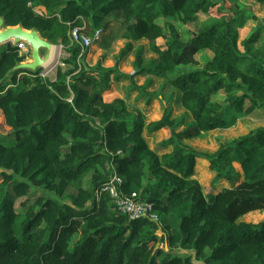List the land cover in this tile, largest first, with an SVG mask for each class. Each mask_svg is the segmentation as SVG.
Masks as SVG:
<instances>
[{
	"label": "trees",
	"instance_id": "obj_1",
	"mask_svg": "<svg viewBox=\"0 0 264 264\" xmlns=\"http://www.w3.org/2000/svg\"><path fill=\"white\" fill-rule=\"evenodd\" d=\"M228 1L0 0L6 25L36 28L68 54L54 80L41 69L6 77L25 55L10 43L0 54L1 126L17 139L8 145L0 134V264H264V219L241 220L264 211V124L214 151L186 142L246 117L264 119V24L241 37L243 17L223 11ZM74 28L88 38L100 30L104 48L121 35L116 63L90 65L89 46L71 41ZM140 40L155 58L134 49ZM132 51L134 71L123 74L117 64ZM144 73L162 80L158 94L174 88L168 102L175 92L183 113L167 105L146 125L123 99L108 97L121 76L152 97L134 82ZM222 88L224 100L213 101ZM145 127L169 135L151 148ZM200 159L214 182L232 186L205 195L194 177ZM114 172L122 193L151 202L159 222L130 219L109 194L96 196ZM69 185L76 192L64 201ZM31 189L44 194L20 215L15 200Z\"/></svg>",
	"mask_w": 264,
	"mask_h": 264
},
{
	"label": "rangeland",
	"instance_id": "obj_2",
	"mask_svg": "<svg viewBox=\"0 0 264 264\" xmlns=\"http://www.w3.org/2000/svg\"><path fill=\"white\" fill-rule=\"evenodd\" d=\"M249 3L250 2L247 1V0H244V1H242V0H229L228 2L225 3V5H224L225 8L223 9V11L229 12V10H231L230 14L232 15V17H233V15L239 16V14H241L242 16H245L246 20H250L251 19L250 18L251 17V13H250L249 10L246 9V8L250 7ZM234 6H236V7H234ZM201 17H203V16H201ZM249 23L251 25V21H248V24ZM114 32L117 33L118 30H116V28H115L114 30H112V33H114ZM120 33H121V31L118 32V34H120ZM110 34H111V32H110ZM101 38L105 39L103 36ZM123 40L124 39L121 37V35L117 36L112 41L109 42V46L107 48H104L103 44L101 45L99 40L97 42L100 44V47L98 45H94L92 43L93 45L91 44L89 46V53L87 55V59L90 60L94 64V62L96 63L99 60V58L102 56L101 54L103 53V51L107 50L108 51V56L110 58H109V60L107 62L105 61L104 66H106V67L113 66L114 65V60H113L112 57L115 56L119 52V49H121L123 47V45H124L123 44L124 43ZM106 43H108V42H106ZM134 44L135 45L138 44L137 46H140L142 48L143 54H144V51L146 52L145 57L152 56L151 55L152 52L149 50L150 49V45H151L149 41L144 40V41H139V43L135 42ZM6 46H7V44L3 45L1 47L0 54L4 50V48ZM62 50H63V48L60 46L55 63L51 67L46 68L45 70H43L41 72L42 75H44L45 77H48L49 79L55 77V74L57 72L58 66L63 65L61 63V61H60V60H62L61 58L64 56V54H63L64 50L63 51ZM129 57H128V59H129ZM143 58H144V56H143ZM202 61H203V59H201V62ZM117 67H119V64H117ZM119 68H120V70L122 72L123 71H127L128 72L130 70L132 71V67L130 65V60L124 61L122 63V65H120ZM184 69H186V68H184ZM182 71H184V70L182 69ZM141 81H143V80H141ZM173 91H174L173 87L167 86L166 96L172 95ZM174 95H175V92H174ZM177 95H178V92H177ZM114 96L118 97V91L116 90L114 84L112 83L111 93L109 94L108 97L112 98ZM225 97H226V93H225L224 88H222L218 92L213 93L211 95V99L213 101H222V100H224ZM166 99H167V97H166ZM166 99H165V101H166ZM173 99H174V101H170L167 104L164 101L165 105L164 104H162V105H164V106L170 105L172 108L175 109L176 108V104H177V103L176 104L174 103V102H176V96L173 97ZM158 118H159V114L157 113V114H155L153 116V120L152 121H155ZM1 119L2 118L0 117V134H1L2 137H4V139H1V140L5 144L12 145V144L15 143V141L17 139H15V137L13 135H10V133H9L10 130L8 128H3L1 126V125H3L2 122H1ZM243 119H240L235 124V126H231L227 130H223L221 134H219V132H217V131L206 133L201 138L193 140L192 143H190V144L193 145L194 147H196L199 150L214 151L215 150L214 148L218 147L219 142H223L224 140L229 141L232 138L237 137L239 135H243V134L249 132L251 129H254V128L257 127V124H254V123H251V122H248V121H243ZM259 124H262V122L258 123V125ZM162 132L164 133V135L159 136V138L165 139L169 135V131L164 129ZM156 146L157 145H154V148H156ZM196 170H197L198 181L201 184L200 186L202 187L203 193L205 195H208V197H210V198L212 197V194L215 193L216 191H220V190H222L225 187L232 186L233 180L225 181V182L222 181L220 184L217 183V182H214L213 179L211 178L212 172H210V170L208 169L207 162L204 159H200L198 161ZM16 176L18 178H24L20 174H16ZM24 179H27V178H24ZM9 191H10V193H12V188L11 187H9ZM48 191H49L48 195L50 194V195L54 196V194L50 193V191H53L52 189H49ZM75 192H76V190L73 187H71V185H69L60 194L59 197L62 200H64V201H68L69 200V196L68 195H70L72 193H75ZM42 194H44V193H43V191L41 189H36L34 191H32V189H31L30 193L27 196L16 199L15 200V210H16V212L18 214H20V215H25L27 210L34 204L36 199L38 197H40ZM88 204L89 203H87V201H86L84 203V206H87ZM263 219H264V211H253V212H250V213L244 215L241 218V220H243V221L252 222V223L260 222ZM188 253H191V252H189V251H183L182 252L183 255H186ZM197 263L198 264H204V263H201V262H197Z\"/></svg>",
	"mask_w": 264,
	"mask_h": 264
},
{
	"label": "crops",
	"instance_id": "obj_3",
	"mask_svg": "<svg viewBox=\"0 0 264 264\" xmlns=\"http://www.w3.org/2000/svg\"><path fill=\"white\" fill-rule=\"evenodd\" d=\"M242 1H244V0H242ZM247 1L250 2L249 3L250 7L246 8V9L250 11V13H251V17L250 18L251 19L250 20H246L245 16H242L243 17L242 21H241L242 27L239 28V32H240V36L241 37H246L251 31H253L257 27H260V26H262L264 24V0H247ZM240 15L241 14H239V16ZM234 17H236V16L233 15V18ZM248 21H251V25H250V23L248 24ZM101 37H102V34H101ZM101 37H99V39H98L99 41H100ZM98 40H96V42L93 43V44L94 45H98L100 47V44L97 42ZM123 41H124L123 44H125L126 40H123ZM140 41H144V40H140ZM263 41H264V29L261 31L260 38H259V41H258V45L261 44V42H263ZM135 42L139 43V41H133L134 49H136L138 47L137 46L138 44L137 45L134 44ZM105 44H106V42H105ZM101 45H102V42H101ZM121 49H119V51ZM205 51H207V50H205ZM58 52H59V48H57V50L55 52L54 60L51 61L50 65H48V67H46V68L51 67L55 63ZM41 53L44 54L45 51L42 50ZM63 54H64V56L62 58L66 57L68 55L65 51H63ZM145 54H146V52L144 51L143 56L145 58V61H149V60H151V59L156 57V55L153 52L151 54L152 56H150V57H145ZM101 55L104 56V57L101 56L99 59L103 58V65H104L105 61L107 62L109 60V58H110L108 56V51L104 50ZM205 55H206V57H210L211 56L208 51L205 52ZM117 56H118V53L115 56L112 57L113 60H114V64L116 63ZM128 57H129V59H128ZM198 58H200V55H198ZM134 59H135L134 51L130 52L127 56H125L124 58L120 59L119 62H118L119 67L126 60H130V65L132 67V71L130 70L128 72L127 71H123L122 72L120 70V68L118 67L120 72H122L123 74H131V73H133V71H134V66H133ZM86 61L90 65L93 64L87 58H86ZM62 67L64 68V66H62ZM46 68L42 69L40 72H42ZM55 77H56V74H55ZM55 77L51 78V79L54 80ZM141 80H143V81H141ZM134 82L137 85H139V86H142V85L145 84V86L147 87L146 90L149 93H152L153 96L150 97V96H146V95H140V93L137 90L132 89L130 80L121 76L117 81L113 82L116 90L118 91V97L123 99L126 102L127 106L131 110V113H132L131 115H133V117L137 116V113H141L146 125L149 122H152L153 116L155 114H157V113L159 114V118L158 119H160L162 117V114H163V109H164V105H165L164 101H165V99L167 97V99L165 101V103L167 104L168 103V99L171 96V95L166 96L167 87L163 89V92H162L161 95L158 94L159 90H160V87H161L162 80H160L159 78H157L154 75L149 74V73L148 74H145V73L144 74H139V75L135 76L134 77ZM155 93L158 94V96H156ZM173 97H175V95ZM173 101H174V99H173ZM174 103L176 104L177 102H174ZM162 104H164V105H162ZM172 110H173V114L175 116L180 115L181 113H183V109L180 107V105L178 103L176 104V108L175 109L172 108ZM158 119H156V120H158ZM243 121H248V122H251V123H254V124H257V125H258V123H260L262 121V124H264V119L260 120V118H258V119L254 118V120H253V118H251V117H248V118L246 117V119H244ZM162 131L163 130H157V131L149 132L147 130V127L144 128V132H143L144 137L146 138V140H147V142H148V144H149V146L151 148H154V145H158V143L160 141L164 140L162 138H159V136L164 135V133ZM214 131H217V132H219V134H221L223 130H214ZM214 131H210V132H214ZM210 132H208V133H210ZM197 139H199V138H197ZM193 140H195V139H193ZM193 140H187L186 142H188L190 144V143H192ZM216 148L217 147H215L214 149H216ZM166 150H168V149H166ZM162 151H165V150L162 149L160 152H162ZM197 163H198V161L196 162L194 177L198 179L197 170H196ZM211 178H212V175H211Z\"/></svg>",
	"mask_w": 264,
	"mask_h": 264
},
{
	"label": "built area",
	"instance_id": "obj_4",
	"mask_svg": "<svg viewBox=\"0 0 264 264\" xmlns=\"http://www.w3.org/2000/svg\"><path fill=\"white\" fill-rule=\"evenodd\" d=\"M101 35L100 30H96L92 38L80 34L78 28L71 31V41L79 43L82 46H90L93 40H98ZM18 54L25 55L27 59L29 49L28 45L20 41L17 46ZM123 183L122 178L114 172L111 178L103 183L95 192L96 196L107 193L113 199L120 213L127 215L130 219L145 218L150 221L159 222L160 218L155 211L151 202L144 201L140 198L139 193L132 192L129 195L123 194L120 185Z\"/></svg>",
	"mask_w": 264,
	"mask_h": 264
},
{
	"label": "water",
	"instance_id": "obj_5",
	"mask_svg": "<svg viewBox=\"0 0 264 264\" xmlns=\"http://www.w3.org/2000/svg\"><path fill=\"white\" fill-rule=\"evenodd\" d=\"M132 23L133 20L130 21V24ZM20 41L28 45V58L18 62L6 77L21 70L35 72L37 69L42 70L48 67L51 61L54 60L57 48H59V45L44 38L36 28L26 29L22 24L6 25L4 18L0 16V49L3 45L9 43L16 47ZM42 50L45 51L44 54L41 53Z\"/></svg>",
	"mask_w": 264,
	"mask_h": 264
},
{
	"label": "clouds",
	"instance_id": "obj_6",
	"mask_svg": "<svg viewBox=\"0 0 264 264\" xmlns=\"http://www.w3.org/2000/svg\"><path fill=\"white\" fill-rule=\"evenodd\" d=\"M27 58H28V56H27ZM25 60V59H24Z\"/></svg>",
	"mask_w": 264,
	"mask_h": 264
}]
</instances>
